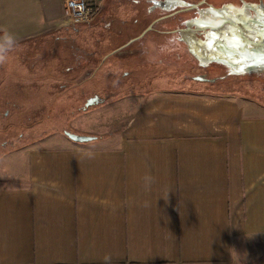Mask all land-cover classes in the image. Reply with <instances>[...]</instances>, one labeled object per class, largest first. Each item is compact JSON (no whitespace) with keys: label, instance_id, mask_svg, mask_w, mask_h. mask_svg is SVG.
<instances>
[{"label":"crops","instance_id":"1","mask_svg":"<svg viewBox=\"0 0 264 264\" xmlns=\"http://www.w3.org/2000/svg\"><path fill=\"white\" fill-rule=\"evenodd\" d=\"M62 1L0 0V38L71 25ZM125 98L88 142L46 134L0 157V264H264V106L170 87Z\"/></svg>","mask_w":264,"mask_h":264},{"label":"flooded vegetation","instance_id":"2","mask_svg":"<svg viewBox=\"0 0 264 264\" xmlns=\"http://www.w3.org/2000/svg\"><path fill=\"white\" fill-rule=\"evenodd\" d=\"M117 1L119 4L107 5L106 9L101 8L97 18L89 26H64L59 32L49 34L41 41H36L32 47L25 44V47L22 46L19 59H9L0 65V127L23 126L22 122L11 124L14 110H19L18 107L21 105L17 99L8 94L7 78L10 75L16 79L22 78V67L24 68L25 65L26 73L30 79L33 76L32 70L38 63L40 66H49L50 59L55 56L60 59L58 63L65 64V68L60 71L62 74L76 76L78 74L75 73L82 70V77L87 78L88 82H91V74H86V71L91 69V60L93 62L99 60L97 66L100 67L104 62L107 63L110 60L116 63L115 66L119 65L120 67L123 62L124 69L119 74L113 75L109 72L104 77L113 79L112 84H115L116 87L127 81L133 85L136 77L132 73L135 70L137 58L148 56V54H152V58H148L144 62L154 68H163L169 65L181 68L187 63L194 69L220 65L215 61L216 54L221 46L228 42L224 20L231 18L225 13L227 12L225 8L221 9L219 13L217 8L206 0ZM121 3L126 5H120ZM189 12L192 13V16H187ZM144 39L146 42L143 41ZM58 46L62 47L60 52L57 51ZM122 46L124 47L121 48ZM99 53H106L103 54L104 57L101 60ZM53 67L54 65L51 66V70L48 68L46 70L51 71L50 79H57V75L53 74ZM225 68L226 74H228L229 69ZM16 70L18 71L16 72ZM187 77L192 84L207 82L200 78L215 79V77L207 78L203 74L187 75L184 72L181 77L177 78L154 73L151 78L145 79V82L151 84L154 79L159 80L160 78L170 79L171 82H186ZM64 84L66 85V83ZM55 85L56 82H53L52 85L50 83L52 88ZM58 87L59 85L56 87L57 90ZM101 87L102 90L99 92L95 90L84 98L83 104L79 107L80 113L105 104L109 99L106 92L110 91L109 94L115 92L113 89ZM53 93L55 92L51 90V94ZM93 97H96L92 102L93 105L86 107L88 100ZM27 125L26 127H33L32 123L27 122ZM13 142L10 139H4L0 141V148L4 149L8 147L7 144Z\"/></svg>","mask_w":264,"mask_h":264},{"label":"rangeland","instance_id":"3","mask_svg":"<svg viewBox=\"0 0 264 264\" xmlns=\"http://www.w3.org/2000/svg\"><path fill=\"white\" fill-rule=\"evenodd\" d=\"M206 1L209 4L215 6L217 8V12L219 13L221 9L225 8V11H227L225 13L231 16L230 19H232L233 15H252L253 11L252 9L247 7L248 5L253 7H264V0ZM31 3V1L30 3H22V15L26 13L30 16V20L34 19V22L35 14L37 12L35 10L34 5ZM203 9L204 8H202V10ZM187 16H192V13H187ZM64 22L66 21L64 20ZM89 25L90 24L81 25V27ZM225 30H227V25ZM143 41L146 42V39H144ZM35 43L36 42H28L26 46L32 47ZM22 46L25 47L24 45H22V42H20V44H17V47L9 54L7 60L19 59L21 57ZM61 49L62 47L58 46L57 51L60 52ZM103 54L105 55L106 53L98 54L100 56V60L104 57ZM148 58H152V54L137 58V63L134 68L135 70L132 73L136 77L133 85L127 81L121 83L118 87H116L115 84H112L113 79L104 77L109 72L113 73V75L117 73L119 74L120 71L124 69L123 66L125 65L122 61L121 67L119 65L115 66L116 63L111 60L107 63L104 62L100 67L99 65L97 66L99 60H97L96 62H93L91 60V69L86 71V74H91V82H88V80H86L87 78L84 79L82 77V70L75 73L80 75L79 77L78 75L66 76L62 74L60 71L65 68V64H63L62 62L58 63L60 59H57L56 56L50 59L49 66H40L38 63V65L32 70L33 76L30 79L28 78V74H25L26 70L22 71V78L20 79H16L12 75H10V77L7 78L9 89L8 94L11 97L17 99L19 104L21 105L20 107H18L19 110H14V117H11V124H18L19 122H22L21 124L23 126L0 127V141L4 139H10L11 141H14L11 144H7L6 146L8 147H5L4 149L0 148V155L10 152L11 150L21 148L24 144H27L39 138V136H43L46 134H56L65 136L64 132L67 131L73 134L87 136L89 134H87L86 131H88L89 125H98L99 122V124H103L102 118L115 114V112L117 111H122V113H124V110L116 108L118 106L122 107L121 105L128 104L126 107H130V99H127L125 97H129L131 96V94H137L139 92H141L140 94H144L149 90L151 91L157 88L170 87L174 89L187 90L199 89L205 92L210 91L218 94L230 93L233 95L248 98L257 104L264 106V72L228 75L226 74V68L220 63V65L216 67H209L204 69H194L188 66L189 63H187V65H184V67L181 66V68L173 67L172 65L163 68H154L150 67L144 62L147 61ZM52 65H54L53 74L57 75V79H50L51 71L46 70V68L51 70ZM17 71L18 70H16V72ZM183 72L187 75L203 74L207 78L215 77V79L212 82H195L193 84L191 83V80L188 79V77L185 80L186 82H163V80H154L151 82V84L145 82V79L151 78L154 73L160 76L177 78L181 77ZM102 77L103 79H101ZM53 82H56L54 88L50 86V83L52 85ZM64 83H66V85ZM63 84L64 86H62ZM58 85L59 87L57 90L56 87ZM100 87L113 89V92L115 91L114 94H109L110 91H105L106 94L108 93L109 95V99L106 104L114 101L117 102H114L113 105L108 108H103V110L102 108H100L98 110L93 111L91 117H78L77 115L81 114L79 112V107L83 104L84 98L95 90H97L98 92L102 90L100 89ZM51 90L57 94H51ZM118 99H121L122 101L119 102ZM97 107H100V105L96 106L95 108ZM129 112L130 110L125 113L127 114ZM27 122L32 123L33 127H26L28 126ZM98 128L107 130L109 127ZM20 159L21 155L13 156L8 161V163L11 164L13 161L18 162ZM3 163H5V160L0 163V167L5 165ZM13 171L14 170H12V172Z\"/></svg>","mask_w":264,"mask_h":264},{"label":"water","instance_id":"4","mask_svg":"<svg viewBox=\"0 0 264 264\" xmlns=\"http://www.w3.org/2000/svg\"><path fill=\"white\" fill-rule=\"evenodd\" d=\"M192 6L195 5L192 4ZM247 7L252 9V15H233L232 19L224 20L227 25L228 42L221 46L215 61L229 69L228 75L264 72V7L249 5ZM200 80L213 81V79L203 78ZM95 98H90L86 107L93 105ZM64 135L77 143H85L94 138L67 131Z\"/></svg>","mask_w":264,"mask_h":264},{"label":"built area","instance_id":"5","mask_svg":"<svg viewBox=\"0 0 264 264\" xmlns=\"http://www.w3.org/2000/svg\"><path fill=\"white\" fill-rule=\"evenodd\" d=\"M100 10L99 0L62 1V18L74 26L92 23L99 15Z\"/></svg>","mask_w":264,"mask_h":264},{"label":"clouds","instance_id":"6","mask_svg":"<svg viewBox=\"0 0 264 264\" xmlns=\"http://www.w3.org/2000/svg\"><path fill=\"white\" fill-rule=\"evenodd\" d=\"M17 44L18 42L12 35L7 32L4 33L3 37L0 38V65L7 61L9 54L17 47ZM144 181L146 184H150L153 178L150 175H146ZM104 261L105 264H111V257L105 256Z\"/></svg>","mask_w":264,"mask_h":264}]
</instances>
